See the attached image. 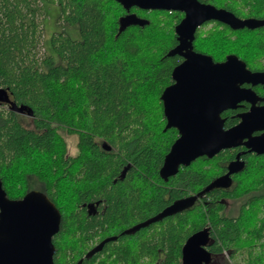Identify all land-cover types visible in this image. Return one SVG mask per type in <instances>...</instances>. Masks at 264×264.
Here are the masks:
<instances>
[{
  "label": "trees",
  "instance_id": "1",
  "mask_svg": "<svg viewBox=\"0 0 264 264\" xmlns=\"http://www.w3.org/2000/svg\"><path fill=\"white\" fill-rule=\"evenodd\" d=\"M132 10L129 23L120 27L125 9L117 0H0V86L9 99L0 109V180L6 196L19 198L36 188L55 204L60 212L52 237L56 264L79 259L80 264H181L184 241L205 226L214 237L212 264H264V218L258 212L264 188L242 193L254 195L257 214L242 209L235 217L223 213L220 198L240 194L223 193L218 185L205 190L230 152L197 157L167 179L159 175L178 136L176 128H164L160 95L180 61L179 55H167L176 44L179 14ZM50 16L56 28L42 40L38 57L43 20ZM193 44L201 52L232 46L217 34L206 42L200 31ZM67 135L76 138L72 154ZM263 172L241 170L238 189L264 186ZM157 185L161 195L141 198V186ZM189 192L198 195L192 207L123 231ZM96 199L105 202L104 211L90 215L85 203ZM97 234L114 237L104 242L102 252L110 253L100 261L97 253L85 256Z\"/></svg>",
  "mask_w": 264,
  "mask_h": 264
},
{
  "label": "water",
  "instance_id": "2",
  "mask_svg": "<svg viewBox=\"0 0 264 264\" xmlns=\"http://www.w3.org/2000/svg\"><path fill=\"white\" fill-rule=\"evenodd\" d=\"M129 10L135 5L145 9H179L184 17L176 24L178 43L167 55H179L181 61L171 72L172 82L160 97L166 119L164 128L174 127L178 136L165 153L159 175L163 179L174 175L179 166L188 165L200 156L212 157L220 150L233 147L239 140L248 138V144L257 153H264V133L250 136L251 132L264 127V110L251 108L241 115V121L227 129L223 128V109L235 106L241 99H249V90L239 83H264V72L251 71L236 55L229 54L224 61L192 48L196 26L205 18L226 19L225 13L197 0H117ZM133 17L127 13L120 19V27ZM0 100L9 101L7 90L0 86ZM102 147L109 149L103 142ZM242 167V162L231 161L224 176L215 178L210 185H226L225 178ZM197 194L180 198L164 207L157 215L133 226L124 232H131L168 213L189 206ZM60 212L55 204L40 190L33 188L19 198H9L0 180V264H56L53 261V235L58 231ZM107 237L102 242L112 239ZM98 246L87 251L85 256L95 252ZM208 242V228L191 233L181 247V264H208L211 254L205 248ZM81 259L74 264H80Z\"/></svg>",
  "mask_w": 264,
  "mask_h": 264
},
{
  "label": "flooded vegetation",
  "instance_id": "3",
  "mask_svg": "<svg viewBox=\"0 0 264 264\" xmlns=\"http://www.w3.org/2000/svg\"><path fill=\"white\" fill-rule=\"evenodd\" d=\"M199 3L205 4L207 6H211L216 10H221V12L226 15V19H219L214 17L205 18L201 23H199L195 28L194 35L200 31L206 37V42L210 41V36L213 34L219 35L223 40L228 41L232 46H230L231 50L227 48H220L217 50H212L210 52V48H208V52H203L212 57L214 61H224L226 56L229 54L236 55L240 60L245 63V66L251 71H262L264 72V0H197ZM122 5V4H121ZM134 7H138L135 5L130 6L129 10L125 8V15L127 13H134L132 10ZM141 8V7H138ZM146 11L152 10V8L145 9ZM165 10V9H160ZM169 11L178 12L179 19L175 23L176 24L184 17L185 12L179 9H172ZM177 15V14H176ZM174 26V29H175ZM176 35V34H175ZM194 39L192 40V48L194 50ZM178 43V38L176 35V44ZM175 44V45H176ZM197 51V50H196ZM201 52V51H199ZM182 57L180 56V61ZM239 87L243 89L249 90V99H241L235 103V106L225 108L221 111L220 116L223 118V128L227 129L241 121V115L251 108H258L264 110V83L257 82H242L239 83ZM5 102V103H3ZM8 101L0 100V109L2 104H6ZM15 112L21 114L22 116H30V112L24 107H16ZM264 133V127H258L254 129L250 136H258ZM248 138H243L239 140L238 144L233 147L224 148L222 150H226L230 152L231 157L228 159L225 164H223L222 169L218 173L219 176H224V174L228 171V165L231 161L238 160L242 162V167L235 172H232L225 178L226 185L221 186L220 191L223 193H238L239 196H226L220 198L223 203V213L226 216H238L242 209H246L250 214H257V210L252 208V202L256 200L254 195L252 196H242V193L255 192L257 190H261L264 188L262 185H254L250 187H243L242 189H238L237 181L240 178V171L245 169L246 167L250 169V171L256 172L264 171V153H257L252 150L248 144ZM264 179V172L262 174ZM142 188L141 198H149L152 195L156 196L160 193V186L157 185L155 188L145 189L144 186ZM195 195L193 192H189L185 197H189ZM162 197V196H161ZM168 198V194L164 193V199ZM184 198V197H181ZM209 198V197H208ZM198 200V195L195 200L187 207H192L195 201ZM175 200H178L177 197H174L170 203L171 204ZM250 200V203H249ZM249 203V204H248ZM165 205V207L167 206ZM105 208V202L101 199H96L94 201H90L85 203L86 212L90 215H99L103 213ZM176 212V211H174ZM173 212V213H174ZM243 212V211H242ZM258 212L260 218H264V203L260 206ZM146 221L145 219L142 221L132 222L127 229L137 226L139 223ZM142 227V226H140ZM140 227L135 228L131 232L139 229ZM208 228V242L205 245V248L210 252L211 258L213 257V253L209 250L210 245L214 241V237L210 231L209 226H205ZM204 228V227H203ZM125 230V229H124ZM123 230V231H124ZM113 236V235H111ZM105 238V236L100 237L99 234L94 236V240L92 241V247L98 246ZM264 239V236L261 237ZM108 241V240H106ZM104 241V242H106ZM264 241V240H262ZM104 242L95 250L94 253L99 254L97 261H100V257L105 255L106 253H110L109 251H103L102 247ZM257 247H262L261 245ZM90 248V249H91ZM160 250H158L159 254ZM93 253V254H94ZM223 253L227 256V251L223 250ZM217 254V253H216Z\"/></svg>",
  "mask_w": 264,
  "mask_h": 264
},
{
  "label": "rangeland",
  "instance_id": "4",
  "mask_svg": "<svg viewBox=\"0 0 264 264\" xmlns=\"http://www.w3.org/2000/svg\"><path fill=\"white\" fill-rule=\"evenodd\" d=\"M37 18L38 19H42V15L41 14H38L37 15ZM52 16H50V18H45L43 20V28H42V34L40 35L39 37V40L37 42V46H36V55L38 57H40L42 54H43V48H42V40H45L48 36V34L54 30L56 27V24L53 23L52 21ZM77 36V34H75ZM67 138V142H68V153L69 154H72L74 153V150H75V141H76V138L74 135H67L66 136ZM214 259L211 258V261L208 263V264H212L211 262H213Z\"/></svg>",
  "mask_w": 264,
  "mask_h": 264
}]
</instances>
